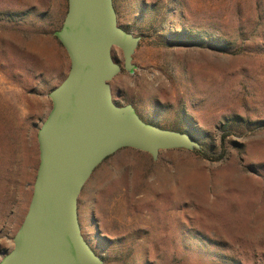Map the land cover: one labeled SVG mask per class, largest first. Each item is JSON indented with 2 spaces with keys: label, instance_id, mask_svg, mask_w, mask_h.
Listing matches in <instances>:
<instances>
[{
  "label": "rangeland",
  "instance_id": "374dc122",
  "mask_svg": "<svg viewBox=\"0 0 264 264\" xmlns=\"http://www.w3.org/2000/svg\"><path fill=\"white\" fill-rule=\"evenodd\" d=\"M135 37L113 100L201 150L125 148L78 198L104 264H264V0H113ZM67 0H0V260L13 247L39 163L37 131L69 59L53 36Z\"/></svg>",
  "mask_w": 264,
  "mask_h": 264
},
{
  "label": "water",
  "instance_id": "95a60500",
  "mask_svg": "<svg viewBox=\"0 0 264 264\" xmlns=\"http://www.w3.org/2000/svg\"><path fill=\"white\" fill-rule=\"evenodd\" d=\"M53 36L69 59L62 82L51 90V109L37 131L39 163L32 194L12 249L0 264H104L82 236L78 198L93 171L121 149L149 154L201 150L184 132L146 123L130 104L112 97L110 81L132 73L139 37L118 26L113 0H67Z\"/></svg>",
  "mask_w": 264,
  "mask_h": 264
}]
</instances>
